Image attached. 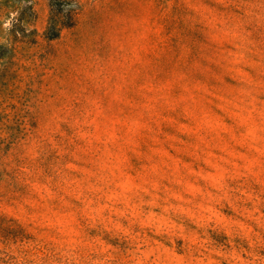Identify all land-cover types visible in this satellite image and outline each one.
Returning a JSON list of instances; mask_svg holds the SVG:
<instances>
[{
    "label": "rangeland",
    "instance_id": "obj_1",
    "mask_svg": "<svg viewBox=\"0 0 264 264\" xmlns=\"http://www.w3.org/2000/svg\"><path fill=\"white\" fill-rule=\"evenodd\" d=\"M0 264H264V0H0Z\"/></svg>",
    "mask_w": 264,
    "mask_h": 264
}]
</instances>
